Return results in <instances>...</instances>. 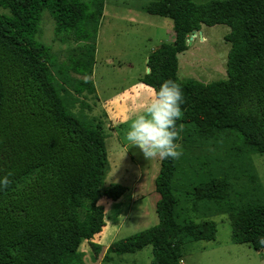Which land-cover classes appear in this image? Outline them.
Returning <instances> with one entry per match:
<instances>
[{
    "label": "trees",
    "instance_id": "1",
    "mask_svg": "<svg viewBox=\"0 0 264 264\" xmlns=\"http://www.w3.org/2000/svg\"><path fill=\"white\" fill-rule=\"evenodd\" d=\"M106 0H0V264H83L82 244L107 225L103 198L126 188L104 187L107 129L94 113L92 76ZM173 19L175 40L148 57L154 90L165 79L182 87L179 159L161 160L156 227L112 244L109 253L152 247L151 264H182L184 248L217 239L210 219L228 215L233 242L264 253V188L253 155L264 154V0H159L153 8ZM56 35L74 46L64 58L40 41L44 13ZM230 28L227 79H180L179 55L204 26ZM180 170V173H179ZM175 181L191 206L177 212ZM93 245V244H92ZM95 246V245H94Z\"/></svg>",
    "mask_w": 264,
    "mask_h": 264
},
{
    "label": "rangeland",
    "instance_id": "2",
    "mask_svg": "<svg viewBox=\"0 0 264 264\" xmlns=\"http://www.w3.org/2000/svg\"><path fill=\"white\" fill-rule=\"evenodd\" d=\"M194 1L202 3L209 0ZM158 2L159 0H106L92 76L98 95L94 113L103 119L107 129L109 164L104 187L120 184L126 188V193L121 197L120 203L107 209L104 242L94 246L86 241L80 247L79 255L83 264H151L152 261L151 246L135 254L120 256L109 253L107 259L104 246L120 225L114 243L156 227L160 222L157 210L159 194L155 188V180L160 172L161 159H146L126 139L131 119L143 110L153 94L152 89L140 82L148 70V57L162 43H173L175 40L173 19L150 10ZM0 14L10 15V12L0 6ZM55 28L54 19L45 12L40 28V41L49 45L60 58H64L63 51L74 44L64 43L62 35H56ZM229 31L230 28L224 25L204 26L192 39L190 37L189 49L179 55L180 79L194 78L205 83L227 79L231 44L225 40V36ZM128 91L134 92L137 99H134L135 103L132 101V93ZM123 95L129 97L128 108L131 112L127 121L112 120L110 114ZM253 162L264 188V154L253 155ZM174 183L178 199L177 212L182 214L191 207L186 198L187 188L183 182ZM127 190L131 193L127 194ZM210 220L216 223L217 239L187 245L183 251L182 264H264V253L233 242L234 228L228 215H218Z\"/></svg>",
    "mask_w": 264,
    "mask_h": 264
},
{
    "label": "clouds",
    "instance_id": "3",
    "mask_svg": "<svg viewBox=\"0 0 264 264\" xmlns=\"http://www.w3.org/2000/svg\"><path fill=\"white\" fill-rule=\"evenodd\" d=\"M145 76H150L146 70ZM182 87L172 79H165L153 90V94L143 110L134 115L128 125L126 139L131 146L140 150L146 159L158 157L161 160L180 156L176 143L179 131L177 121L182 117ZM12 173L0 174V191L12 183ZM264 247V236L257 238Z\"/></svg>",
    "mask_w": 264,
    "mask_h": 264
},
{
    "label": "crops",
    "instance_id": "4",
    "mask_svg": "<svg viewBox=\"0 0 264 264\" xmlns=\"http://www.w3.org/2000/svg\"><path fill=\"white\" fill-rule=\"evenodd\" d=\"M128 92L132 93V101L135 103V101L137 99H136V96L133 94L134 92H131V91H128ZM128 99H129V97L127 95H123V97L120 98V100L117 102L118 104H117L115 110L110 114L112 120H116V121H119V122L123 121V120L127 121L126 119L128 118V116H129V114L131 112L129 110V108H128V107H130L129 106L130 102L128 101ZM134 99H135V101H134ZM129 193H131V192H129V190H127V194H129ZM131 198H132V202H133V196L132 195H131ZM121 201H122L121 198L118 201H113V200H110L108 198H103V199L100 200L99 203L105 207V211L107 213V211H108L107 209L108 208L112 209V207L114 205H116V203H120ZM106 227H107V225L105 226L104 229H106ZM104 229L99 235H97L93 240L90 241L91 244H94L95 246H97L98 244L101 245L104 242V237H103ZM117 229L115 230L114 234H111L110 240L108 241L109 243H105L104 248L106 249V251L108 250V248L112 244H114L115 236L119 232V229L118 230Z\"/></svg>",
    "mask_w": 264,
    "mask_h": 264
},
{
    "label": "water",
    "instance_id": "5",
    "mask_svg": "<svg viewBox=\"0 0 264 264\" xmlns=\"http://www.w3.org/2000/svg\"><path fill=\"white\" fill-rule=\"evenodd\" d=\"M196 33H194L192 36H191V39L195 36ZM148 70H150V68H148Z\"/></svg>",
    "mask_w": 264,
    "mask_h": 264
}]
</instances>
